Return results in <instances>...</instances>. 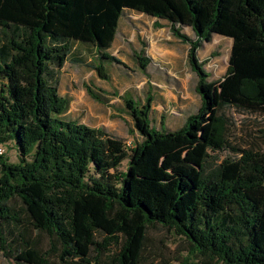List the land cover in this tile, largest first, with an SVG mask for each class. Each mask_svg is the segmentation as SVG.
Here are the masks:
<instances>
[{
    "label": "trees",
    "instance_id": "obj_1",
    "mask_svg": "<svg viewBox=\"0 0 264 264\" xmlns=\"http://www.w3.org/2000/svg\"><path fill=\"white\" fill-rule=\"evenodd\" d=\"M128 13L168 23L189 46L200 98L168 131L151 125L149 93L142 102L126 93L129 132L140 137L131 149L64 118L70 101L55 80L68 61L108 79L104 64L122 65L108 51ZM215 35L231 45L224 75L211 81L198 51ZM143 53L135 59L147 74ZM228 110L264 119V0H0V255L15 264H144L148 231L159 226L186 243L178 264H264V150L231 145ZM193 148L204 150L199 164L179 159ZM222 151L234 156L218 162L212 154Z\"/></svg>",
    "mask_w": 264,
    "mask_h": 264
},
{
    "label": "rangeland",
    "instance_id": "obj_2",
    "mask_svg": "<svg viewBox=\"0 0 264 264\" xmlns=\"http://www.w3.org/2000/svg\"><path fill=\"white\" fill-rule=\"evenodd\" d=\"M144 15L128 13L120 20L118 32L108 54L118 59L120 64H104L108 79H100L85 66L67 62L57 71L55 77L59 95L68 98L69 108L64 116L68 120L78 121L91 128H104L110 135L123 140L127 149L140 141L137 133L131 134L133 121L126 111L123 96L130 93L141 102L147 95L152 98L150 115L151 125L160 129L161 122L168 130H175L183 125L185 118L194 114L200 98L195 90L197 78L187 62L189 46L172 35L168 23L151 22ZM160 24L161 27H157ZM181 32L188 35L191 31L184 28ZM86 62L94 56L87 49L76 47ZM230 41L213 36L209 43H203L198 51L200 61H206L205 70L209 80L222 78L227 68ZM150 59L147 74L138 67L136 56ZM173 54H176L174 58ZM87 88L95 90L105 99L98 103L91 99ZM231 121L229 142L237 148L256 147L264 150V138L259 130L264 131V119L259 116L242 115L234 110L226 111ZM3 156L10 163L17 162L16 151L10 145L5 147ZM204 150L193 148L179 159L191 165L199 164ZM218 161L234 156L229 151L213 153ZM170 160H175L171 157ZM125 162L119 170L123 171ZM148 259L144 264H178L179 257L187 252L183 238L161 227L148 231ZM0 264H15L0 255Z\"/></svg>",
    "mask_w": 264,
    "mask_h": 264
},
{
    "label": "crops",
    "instance_id": "obj_3",
    "mask_svg": "<svg viewBox=\"0 0 264 264\" xmlns=\"http://www.w3.org/2000/svg\"><path fill=\"white\" fill-rule=\"evenodd\" d=\"M139 15H142V14H139ZM147 17V16H146ZM150 18V17H149ZM150 19H152L151 20V22H157V23H159L160 21H156V19H154V18H150ZM188 29V28H187ZM187 36H189L190 38H193V35H192V33L191 34H188ZM216 36V35H215ZM217 37H220V36H217ZM220 38H222V39H226V38H223V37H220ZM228 40V39H227ZM230 41V40H229ZM230 45H231V42H230ZM230 50V49H229ZM173 56H174V58H176L177 56H176V54H173ZM151 62V61H150Z\"/></svg>",
    "mask_w": 264,
    "mask_h": 264
},
{
    "label": "built area",
    "instance_id": "obj_4",
    "mask_svg": "<svg viewBox=\"0 0 264 264\" xmlns=\"http://www.w3.org/2000/svg\"><path fill=\"white\" fill-rule=\"evenodd\" d=\"M3 152V150L2 149H0V153H2Z\"/></svg>",
    "mask_w": 264,
    "mask_h": 264
}]
</instances>
